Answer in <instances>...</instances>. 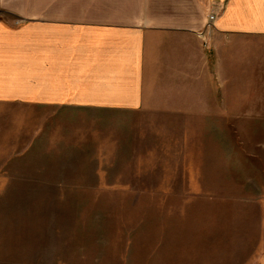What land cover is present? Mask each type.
<instances>
[{
    "label": "rangeland",
    "instance_id": "374dc122",
    "mask_svg": "<svg viewBox=\"0 0 264 264\" xmlns=\"http://www.w3.org/2000/svg\"><path fill=\"white\" fill-rule=\"evenodd\" d=\"M101 115L77 153L14 163L0 264H264L262 117Z\"/></svg>",
    "mask_w": 264,
    "mask_h": 264
},
{
    "label": "crops",
    "instance_id": "0c3cea01",
    "mask_svg": "<svg viewBox=\"0 0 264 264\" xmlns=\"http://www.w3.org/2000/svg\"><path fill=\"white\" fill-rule=\"evenodd\" d=\"M116 111L264 121V0H0V186Z\"/></svg>",
    "mask_w": 264,
    "mask_h": 264
},
{
    "label": "built area",
    "instance_id": "2783aa9c",
    "mask_svg": "<svg viewBox=\"0 0 264 264\" xmlns=\"http://www.w3.org/2000/svg\"><path fill=\"white\" fill-rule=\"evenodd\" d=\"M225 7V1H216L211 4L206 15V22L202 28L196 31V35L200 39L201 46L209 51L212 47V33L216 29V22L221 16Z\"/></svg>",
    "mask_w": 264,
    "mask_h": 264
}]
</instances>
